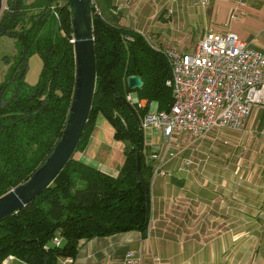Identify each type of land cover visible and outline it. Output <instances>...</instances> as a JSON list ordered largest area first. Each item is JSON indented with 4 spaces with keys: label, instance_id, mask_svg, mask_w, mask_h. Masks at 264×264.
I'll return each instance as SVG.
<instances>
[{
    "label": "trees",
    "instance_id": "trees-1",
    "mask_svg": "<svg viewBox=\"0 0 264 264\" xmlns=\"http://www.w3.org/2000/svg\"><path fill=\"white\" fill-rule=\"evenodd\" d=\"M94 3L100 20L92 18L96 80L86 126L72 157L48 187L0 220V264L8 257L25 264H57L60 258L74 259L81 241L130 231L147 237L152 166L145 161L140 125L150 104L157 112L171 106L166 85L170 68L143 36L119 25L114 0ZM2 37L14 40L16 52L3 58L7 69L0 81V197L26 182L51 155L65 128L75 84L73 29L66 2L5 0ZM35 54L41 70L31 86L25 78ZM131 76L141 78V89L128 87ZM129 94L135 98L131 104L126 101ZM141 100L145 106L138 107ZM99 114L124 145L116 177L75 157L87 147ZM138 154L141 184L136 176ZM55 237L58 246L52 243Z\"/></svg>",
    "mask_w": 264,
    "mask_h": 264
},
{
    "label": "crops",
    "instance_id": "crops-1",
    "mask_svg": "<svg viewBox=\"0 0 264 264\" xmlns=\"http://www.w3.org/2000/svg\"><path fill=\"white\" fill-rule=\"evenodd\" d=\"M114 5L120 26L150 36L159 48L191 53L207 31H230L264 59V0H114ZM263 130L264 106H257L243 130L213 132L234 141L245 137L249 148L241 172V166L223 161L224 150L210 156L212 139L176 135L175 154L163 162L165 176L151 179L147 237L130 231L81 241L74 259L57 264H124L128 252L144 245L152 256H144L143 264H153L151 257L162 264H264ZM113 134L99 114L87 147L75 157L116 177L124 145ZM144 140L147 163L152 153L165 151L159 131L147 132ZM210 231L216 235L205 236ZM4 264L25 263L8 257Z\"/></svg>",
    "mask_w": 264,
    "mask_h": 264
},
{
    "label": "built area",
    "instance_id": "built-area-1",
    "mask_svg": "<svg viewBox=\"0 0 264 264\" xmlns=\"http://www.w3.org/2000/svg\"><path fill=\"white\" fill-rule=\"evenodd\" d=\"M64 2L55 0L57 5ZM91 3L99 14L94 0ZM152 48L167 61L171 76L166 85L172 93L167 111L148 112L141 119L144 139L147 132L159 131L165 144L163 153L154 152L149 158L152 178H156L165 176L163 162L175 154L172 142L176 135L202 140L215 130L244 129L254 108L264 106V59L230 31H207L191 53ZM126 101L131 104L130 94ZM143 106L144 102L138 103ZM52 243L58 246L60 240L55 237ZM144 256H152L146 245L128 252L124 264H143ZM151 259L153 264H162L158 258Z\"/></svg>",
    "mask_w": 264,
    "mask_h": 264
},
{
    "label": "water",
    "instance_id": "water-1",
    "mask_svg": "<svg viewBox=\"0 0 264 264\" xmlns=\"http://www.w3.org/2000/svg\"><path fill=\"white\" fill-rule=\"evenodd\" d=\"M4 0H0V14ZM73 29L75 55V84L62 135L45 163L24 183L0 197V220L11 216L32 202L72 157L86 126L96 80V64L92 18L100 20L91 0H67ZM132 90L141 89L143 82L138 76L127 79ZM143 148V145L140 147ZM137 183L141 184V157L136 156ZM149 207V203H146Z\"/></svg>",
    "mask_w": 264,
    "mask_h": 264
},
{
    "label": "rangeland",
    "instance_id": "rangeland-1",
    "mask_svg": "<svg viewBox=\"0 0 264 264\" xmlns=\"http://www.w3.org/2000/svg\"><path fill=\"white\" fill-rule=\"evenodd\" d=\"M5 6V0H4V5H3V9ZM118 17H121L120 14H118ZM120 20V18H119ZM120 25V23H119ZM167 37V36H166ZM149 40V44L152 47L155 48H159L160 46L157 45V43L154 41V39H152L150 36L148 37ZM168 41L167 39H164L162 41V43L165 45L166 42ZM168 44H173V43H169ZM16 50L14 47V40L8 38V37H2L0 39V81L3 80L7 66L4 65L3 62V58L4 57H12L15 54ZM41 70V60L38 57V55H32L29 59L28 62V70L26 73V78L25 81L27 82L28 85H34L37 80H38V76ZM154 104H151V110H154ZM219 130H226V129H219ZM216 131V130H215ZM230 131V130H229ZM220 135L219 134H211V136L207 137L212 139L213 141H210V147L212 146V148L210 149V156L214 157V151H216L219 154V150H224L225 155H223V161L230 162V164H232L233 166H241L239 167L241 172L243 170V165H244V159H245V152H247L248 150V145H245V137L244 139H240L238 141H234L231 140L229 138H227V136H225L224 138H218ZM213 136V137H212ZM245 136V135H244ZM206 140V138L204 139ZM217 156V155H215ZM225 164V165H226ZM240 176V174L237 175L236 179H237V184H236V192L238 194H240V192H242L243 190L241 189V187L239 185L243 184V181H241L242 179L238 178ZM241 181V183L239 184V182ZM221 195V194H220ZM224 198V197H223ZM222 200V199H221ZM240 205H242V203H240ZM216 235V232L210 231L208 233L205 234V236H213Z\"/></svg>",
    "mask_w": 264,
    "mask_h": 264
}]
</instances>
